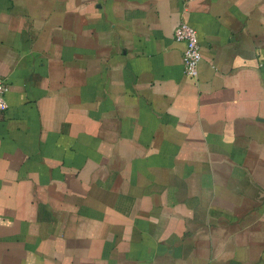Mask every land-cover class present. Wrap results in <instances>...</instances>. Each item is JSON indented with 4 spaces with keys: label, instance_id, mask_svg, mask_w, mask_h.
I'll list each match as a JSON object with an SVG mask.
<instances>
[{
    "label": "crops",
    "instance_id": "crops-1",
    "mask_svg": "<svg viewBox=\"0 0 264 264\" xmlns=\"http://www.w3.org/2000/svg\"><path fill=\"white\" fill-rule=\"evenodd\" d=\"M0 77V264H264V0H0Z\"/></svg>",
    "mask_w": 264,
    "mask_h": 264
},
{
    "label": "built area",
    "instance_id": "built-area-1",
    "mask_svg": "<svg viewBox=\"0 0 264 264\" xmlns=\"http://www.w3.org/2000/svg\"><path fill=\"white\" fill-rule=\"evenodd\" d=\"M174 37L178 41H183L186 47L183 51L184 72L186 75L194 78L199 77V68L202 61L201 43L197 30L186 22H181L175 28ZM9 90L7 82L0 77V113L9 107L6 94Z\"/></svg>",
    "mask_w": 264,
    "mask_h": 264
}]
</instances>
